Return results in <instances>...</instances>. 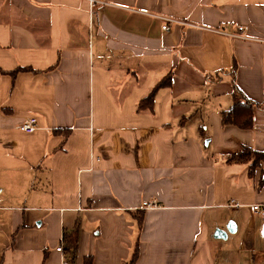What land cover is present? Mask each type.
<instances>
[{
	"label": "crops",
	"instance_id": "obj_1",
	"mask_svg": "<svg viewBox=\"0 0 264 264\" xmlns=\"http://www.w3.org/2000/svg\"><path fill=\"white\" fill-rule=\"evenodd\" d=\"M102 1L0 0V264H264V0Z\"/></svg>",
	"mask_w": 264,
	"mask_h": 264
},
{
	"label": "trees",
	"instance_id": "obj_2",
	"mask_svg": "<svg viewBox=\"0 0 264 264\" xmlns=\"http://www.w3.org/2000/svg\"><path fill=\"white\" fill-rule=\"evenodd\" d=\"M171 78L168 77L160 82L154 90L149 94V96L144 100V102L139 106V109H144L151 107L153 110L154 99L157 92L165 87L170 86ZM233 105L228 111H224L222 114L223 125L229 126L233 125L241 129L249 130L253 128V116L255 106L250 102L240 91L236 90L233 94ZM145 106H144V105ZM249 154L244 153L243 156L239 159L240 162L246 163V159ZM253 163L250 167V174L254 172L257 166L264 162V153H254L253 154ZM246 161V162H245ZM137 260V254H135L131 260L125 264H135ZM85 264H92L91 261L87 260Z\"/></svg>",
	"mask_w": 264,
	"mask_h": 264
},
{
	"label": "built area",
	"instance_id": "obj_3",
	"mask_svg": "<svg viewBox=\"0 0 264 264\" xmlns=\"http://www.w3.org/2000/svg\"><path fill=\"white\" fill-rule=\"evenodd\" d=\"M89 3L90 8L93 10L99 5H104L105 3L102 0H87ZM165 20L166 24L163 26V30L169 31V25L167 23H175V20L170 19H163ZM38 118L35 116L27 117L18 127V129L26 134H34L38 130ZM237 205V204H236ZM232 206V205H231ZM230 206V207H231ZM142 209L144 211H154L161 209L160 203L155 200H146L142 203ZM251 211L254 214H257L261 217L262 223L260 227V233L262 236H264V204H254L250 207ZM57 252L64 253L63 246H60L57 248ZM63 264H67L66 261L63 262Z\"/></svg>",
	"mask_w": 264,
	"mask_h": 264
},
{
	"label": "water",
	"instance_id": "obj_4",
	"mask_svg": "<svg viewBox=\"0 0 264 264\" xmlns=\"http://www.w3.org/2000/svg\"><path fill=\"white\" fill-rule=\"evenodd\" d=\"M215 238L224 239L226 238V234L221 230H217L215 234Z\"/></svg>",
	"mask_w": 264,
	"mask_h": 264
}]
</instances>
